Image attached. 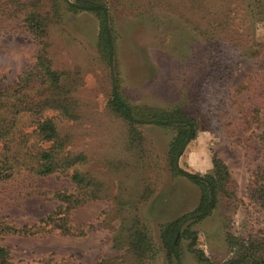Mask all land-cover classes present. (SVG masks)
Returning a JSON list of instances; mask_svg holds the SVG:
<instances>
[{
    "label": "rangeland",
    "instance_id": "rangeland-1",
    "mask_svg": "<svg viewBox=\"0 0 264 264\" xmlns=\"http://www.w3.org/2000/svg\"><path fill=\"white\" fill-rule=\"evenodd\" d=\"M22 1L41 13L53 9L49 0ZM104 1L115 28L124 94L134 105L180 107L199 122L179 157L183 170L211 173L214 155L227 166L235 199L220 200L209 217L192 226L198 234L196 246L190 247L188 240L181 243L182 264H221L237 249L229 246L230 237L242 241L264 233V210L247 193L262 158L257 137L261 128L251 117L244 119L264 85V0ZM58 9L59 16L47 23L48 55L83 105L79 120L64 122L65 131L72 135L70 148L86 153V171L105 184L107 194L72 210V225L83 233L65 235L50 226H31H39L40 219L56 210V192L75 190L69 178L55 173L36 178L33 186L0 184V216L34 232L6 235L0 246L12 264H97L103 258L166 264L160 225L193 210L199 200L198 188L167 165L175 131L138 125L141 146L128 147L125 122L106 107L110 86L108 67L97 52V19L86 12H67L64 2ZM0 20L4 88L33 64L39 45L20 18L2 15ZM138 156L140 164L135 165ZM135 215L153 246L152 254L139 263L126 255L122 231ZM196 249L203 252L201 259Z\"/></svg>",
    "mask_w": 264,
    "mask_h": 264
},
{
    "label": "trees",
    "instance_id": "trees-1",
    "mask_svg": "<svg viewBox=\"0 0 264 264\" xmlns=\"http://www.w3.org/2000/svg\"><path fill=\"white\" fill-rule=\"evenodd\" d=\"M49 1L53 9L47 13L30 9L34 6L27 1L0 2V16L20 18L39 45L33 64L12 84L0 88V184L16 182L15 185L24 186L27 182L25 186L28 187L33 186L36 178L55 173L69 178L75 190L56 192L54 198L60 202L56 210L40 219L39 226H31L35 230L50 226L65 235L83 233L72 225V210L107 194L105 184L86 171L90 163L86 153L70 148L72 135L64 127L65 121L79 120L83 111L82 101L75 96V89L66 85L65 74L53 67L48 55L49 45L45 41L47 23L50 18L59 16L58 3L64 2L67 12H86L97 19V52L108 67L110 86L106 107L112 115L125 122L128 147L140 144L141 134L136 130L138 125L150 124L175 131L167 149V165L175 176L187 179L199 190V200L193 210L160 225V241L166 264H182L181 243L188 240L190 247L197 245L198 234L192 226L209 217L220 200L228 203L235 199L234 182L227 166L214 155L211 173L183 170L178 160L187 144L194 139L200 128L199 122L180 107L164 109L134 105L124 94L121 72L116 63L115 28L104 0ZM262 87L260 95L248 104L244 119L251 117L261 128L257 137L262 158L251 173L247 193L249 200L264 210V85ZM133 164H140L139 156L133 158ZM29 231L26 225L18 227L0 216V239L9 234L34 233ZM122 231L128 247L126 255L139 263L152 254L150 236L137 215L124 222ZM229 240V246L232 249L237 246V249L232 257L221 264H264V233L249 235L242 241L234 237ZM197 252L201 259L203 252ZM0 264H12L8 251L2 246ZM97 264L123 263L115 262L114 258H103Z\"/></svg>",
    "mask_w": 264,
    "mask_h": 264
}]
</instances>
